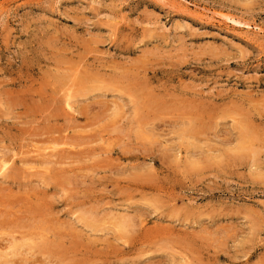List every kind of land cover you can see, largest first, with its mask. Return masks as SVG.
<instances>
[{
	"label": "rangeland",
	"instance_id": "1",
	"mask_svg": "<svg viewBox=\"0 0 264 264\" xmlns=\"http://www.w3.org/2000/svg\"><path fill=\"white\" fill-rule=\"evenodd\" d=\"M0 264H264V0H0Z\"/></svg>",
	"mask_w": 264,
	"mask_h": 264
},
{
	"label": "bare ground",
	"instance_id": "2",
	"mask_svg": "<svg viewBox=\"0 0 264 264\" xmlns=\"http://www.w3.org/2000/svg\"><path fill=\"white\" fill-rule=\"evenodd\" d=\"M92 76V75H91ZM71 79V78H70ZM68 104V103H67ZM64 151V150H63ZM39 156H40V154H39ZM33 159V158H32ZM4 161V160H3ZM2 164V163H1ZM4 168V167H3ZM91 221V220H90ZM122 229H124V228H122ZM21 239H23V238H21ZM28 240V239H27ZM12 241V240H11ZM22 242V241H21ZM36 244V243H35ZM28 248V247H27ZM4 250V249H3ZM13 251H14V249H13ZM9 254V253H8ZM5 257V256H4ZM5 262V261H4Z\"/></svg>",
	"mask_w": 264,
	"mask_h": 264
}]
</instances>
